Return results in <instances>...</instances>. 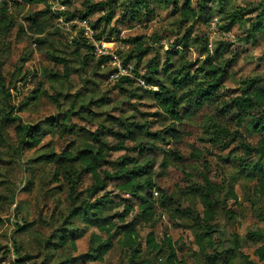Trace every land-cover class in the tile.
Returning a JSON list of instances; mask_svg holds the SVG:
<instances>
[{
  "label": "rangeland",
  "instance_id": "rangeland-1",
  "mask_svg": "<svg viewBox=\"0 0 264 264\" xmlns=\"http://www.w3.org/2000/svg\"><path fill=\"white\" fill-rule=\"evenodd\" d=\"M52 1L48 0V7L45 1L23 0V4H16L10 14L15 27L5 32L0 26V70L11 93V97L6 98L0 86V264H23L19 259L28 254L36 256L29 259L28 264H57L68 256H78L90 250V235L98 230L93 216L88 222L80 217L72 219L74 228H77L74 232L78 236L77 249L70 242L57 249L46 247V241L57 240L54 232L69 220L73 205L67 197L70 185L66 182L60 184L52 176L54 165L36 162L35 159L52 150L60 153L68 145L80 147L86 141L115 146L119 137L111 131H123L119 120L129 116L133 117L131 120L142 125L148 122V125L138 133L136 140L127 141V149L111 151L102 164L103 169L111 171L118 170L123 160L131 168H150L155 187L143 194L155 198L156 213L151 221L142 220L140 223L142 248L145 249L146 236L151 231L159 241L169 235L176 241L178 255L184 264H205L196 244V236L200 232L196 216L204 209L201 202L202 174L207 173L213 181L224 186L216 198L218 211L214 221L215 239L223 242L224 253L216 262L227 264L232 256L234 264H247L246 258L261 263L255 251L264 243V197L255 192V187L264 176V160L261 161L262 171L242 165L258 161L243 151L242 142L259 144L264 133L255 131L250 117L240 128V133H234L229 146L226 147V140L213 141V138H218L217 124L229 126L234 131L238 128L235 120H229L234 118L236 111H223L230 98L250 86L247 80L257 78V82L264 83V34H248L247 18L254 14L244 17L231 28L227 18V12L231 10L259 8L262 1L229 0L224 13L218 15L220 22L217 17L208 20L204 15L184 19L171 13V8L162 6L157 0H151L148 15H131L130 9L129 14H125L131 0H64L66 10H80V14L87 6H97L91 20L96 22L103 18L104 36L115 42V50L121 51L123 58L137 54L133 44L126 40L142 36L144 45L150 50L140 61L138 70L141 74L147 71L153 58L159 60V66L169 58L170 62L165 66L179 67L180 57L169 52L175 48L183 50L175 45V41L189 32L188 46L182 53L192 64L189 76L193 82L182 93L190 94L189 89L195 93L199 87H206L214 75L221 79V88L215 102H205L201 106L196 103V98L184 102L188 113L176 123L159 111L151 97L130 93L142 86L139 80L133 85L122 83L117 80V72L114 73L116 78L112 79L109 71L119 68L117 64L99 66L97 57L91 55L87 64H83L82 59L88 50L81 47L77 54V43H72L71 37L69 39L63 30L56 29L60 28V16H55L58 13L63 15L65 9L62 4L51 5ZM192 1L193 7L200 3V0ZM213 6L221 7L218 2ZM153 9L155 13L151 12ZM110 12H113V19L105 24L106 15ZM29 16H34L36 22L28 21ZM213 18L217 19L219 28V32L214 34L210 29ZM207 31L209 35L211 33V51L207 50L205 42ZM221 31L225 34L221 35ZM155 36L159 37L158 41H154ZM54 56L66 61L60 62ZM231 59L234 60L228 64ZM212 60L226 63L219 64V68L215 63L214 71H208L207 75L208 64ZM137 62L138 59L133 58L132 66ZM159 70L160 77H163L162 68ZM34 91L39 96L35 102L29 101L30 104L21 111H11V107L17 110L26 104ZM9 112L14 119L5 116ZM156 113L159 114L155 116ZM259 114L260 111H254V116ZM53 119V123L49 122ZM41 120L45 122L41 124L46 130L41 144L37 148L17 152L18 125H36ZM147 132H160L162 137L155 139ZM97 136L104 143H99ZM131 157L135 161H131ZM90 184L91 176L85 175L79 192ZM231 186H234L236 200L229 194ZM104 194L114 197V202L105 203L101 217L116 221L124 211V199L129 196L121 193L115 182H110L89 201L94 202V198ZM13 217H20L33 225L27 231H21ZM120 236L115 235L114 247L103 260L76 264H129L124 247L117 242ZM235 237L238 247H235Z\"/></svg>",
  "mask_w": 264,
  "mask_h": 264
},
{
  "label": "trees",
  "instance_id": "trees-1",
  "mask_svg": "<svg viewBox=\"0 0 264 264\" xmlns=\"http://www.w3.org/2000/svg\"><path fill=\"white\" fill-rule=\"evenodd\" d=\"M15 3L19 6L23 4V0H14ZM32 2H44L48 7V0H29ZM68 0H65V2ZM229 0H200V3L197 7H193L192 0H157L162 6L171 8V13L177 14L178 16L186 18H197L202 15L206 16L208 20L212 17H217L220 22L221 18L219 15L224 13V9L227 7ZM259 8H251L250 10H231L227 12V18L229 19V27H233L236 23L240 22L244 17H248L251 13L254 16H249L247 22L249 23V35L264 34V0H261ZM62 2L65 4L64 0ZM219 3L220 8H214L215 3ZM87 4V2H85ZM151 5V0H131L126 6L124 13L129 14V9L131 10V15H144L149 14L147 10ZM97 6H87V9L83 14L80 10H64L63 15L66 19H71L73 17H80L87 19L90 24L94 27L96 31V37L98 39H104L109 41L104 35L105 27L103 25V18H99L96 22H92L91 15L94 13ZM217 9V10H214ZM140 12V13H139ZM155 13V9L151 11ZM12 11H9L8 6L4 2H0V26H2L5 32H10L13 27H15V21L10 17ZM138 13V14H137ZM62 15L58 13V17ZM252 15V14H251ZM256 15V16H255ZM113 12H110L106 15L105 24L109 23L113 19ZM127 20V19H125ZM28 21L35 23L36 20L34 16H29ZM103 25V26H102ZM222 28L224 26L221 25ZM58 31L61 28L56 27ZM226 29V28H224ZM227 30V29H226ZM66 36L70 34L66 33ZM187 35H184L178 38L175 41V45L182 47L183 50L172 49L169 53L172 55H177L181 59V64L179 67L165 66L169 64L170 59L166 60L161 66L157 58H153L148 63L147 71L143 74L138 70L140 61L144 55L148 53L150 48L147 49V46L144 45L142 41V36H136L126 40L133 44L134 52L137 54H129L126 58H123L120 54L121 51L115 53L119 56L122 65L124 68L128 69L131 75H119L117 78L118 81L126 83L128 85H133V82L142 79L144 85L132 89L130 93L132 95H139V97L147 96L151 97L156 107L161 113L172 119L173 123L177 121H182L187 115L188 111L184 108V102H191L196 98V103L198 106L203 105L205 102H215L218 100V90L221 88V79L214 75L212 78H209L208 85L206 87H199L194 93L191 89L188 90L190 94H184L182 91L189 87L193 82L189 76V71L191 70L192 64L184 58L182 51L185 50L188 46ZM154 41H158L159 37L155 36ZM37 41V39H36ZM72 43L76 44V53H79L81 47H85L88 50V53L83 57L82 63L87 64V59L91 55L96 58L93 53V50L90 45H88L84 40L81 41L80 38H71ZM205 42L207 50L211 51L209 48L210 35L208 31L205 33ZM39 43V42H38ZM181 52V53H180ZM55 59L60 62H65L64 58H58L54 56ZM137 58L138 62L132 66V59ZM98 59L99 66L111 64L112 56L110 54L104 55ZM234 59L228 61V64H231ZM226 62H216L212 60L208 64V71H214L216 65ZM66 66V65H65ZM68 67V66H66ZM162 68L160 77V70ZM164 67V68H163ZM203 69V66L200 67ZM67 73L68 68L66 69ZM199 71V70H197ZM117 72V68L111 69L109 71V76ZM166 75V77H165ZM209 75V73L207 74ZM65 76H68L66 74ZM257 78L247 80V83L250 84L249 87L243 89V91L236 96L230 98L229 103L225 106L223 111H236L234 118L229 120H235L238 128L232 130L229 126H222L221 124L216 125V130L218 132L217 139L213 138V141L218 140L224 141L226 147L231 144V141L234 140V133L238 135L240 133V128H242L247 118H250L254 124L255 131L258 133H264V83L257 82ZM148 85V86H147ZM0 86L3 89V92L6 93V98L11 97L9 88L6 87V81L4 75L0 70ZM148 87L146 89L143 88ZM143 90L144 93L138 94L135 91ZM37 93L34 91L33 94L29 97L26 104H22L20 108L16 110L15 107H11V111H21L26 105L30 104L29 101L35 102L38 99ZM56 98V97H55ZM31 102V103H33ZM260 111L261 114L254 116V111ZM159 113L154 114L155 116ZM9 119H14L12 113H7ZM132 116L122 117L119 120L121 126L124 127V130H118L116 132L111 131L119 137V141L115 146H110L104 143V141L97 136L99 143L103 142L102 145H96L93 141H86L80 147L73 148V145H68L63 149L62 152L57 153L54 150L48 151L44 154L38 156L36 162H44L54 165L53 178L55 181L63 184L64 182L70 185V191L67 197L71 200L73 208L69 214V220L61 224L60 228H57L54 232L55 239L46 241V247L51 249H57L67 245L69 242L72 246L77 249L76 239L78 236H75V231L77 228H74L73 218L80 217L85 222L90 221V216L95 217L97 221V231H93L90 235V250L78 256H68L64 260L58 262L57 264H76L78 262H87L92 260H103L105 255L114 247L115 244V235L121 234L117 238V242L124 247L126 255L128 257L129 264H184V261L179 257L178 250L176 247V241L169 235L164 236V240L159 241L156 238V235L153 231L149 232L146 236V247L142 248V239L139 232V226L142 220L151 221L156 213V200L153 196L144 195V191L150 190L155 187L152 175L150 174V168H138V166L130 167L125 165L127 162L123 160L122 166L116 170L111 171L108 169H103L104 165L102 164L106 156L110 154L111 151H118L127 149L128 140H136L138 133L142 131L145 125H148V122H145L143 125L138 121L131 120ZM49 122L53 123L52 120ZM231 122V121H229ZM45 123L41 120L39 124L36 125H23L19 124L18 129V139L19 145L17 152H23L25 149L37 148L42 140L44 135H46V130L42 128V124ZM148 133V132H147ZM152 138L159 139L162 137L160 132L148 133ZM176 136V134H175ZM231 137V139H228ZM228 139V140H227ZM140 146L144 148L140 142ZM243 151L250 158H257L258 161L254 163L245 162L242 165L245 167L252 166L253 170L262 171L263 164L261 161L264 160V139L259 142V144L250 145L249 143L242 142ZM144 151V150H142ZM131 161H135L134 157H131ZM142 169V170H141ZM91 176V184L87 186L82 192H79V186L83 183L84 176ZM146 176L142 180V177ZM203 180V191L201 193V202L203 205V212L199 213L196 216V225L198 226L200 232L196 236V244L199 248V253L203 258L205 264H220L216 262V259L223 255L224 250H222L223 242L215 239V228L214 221L217 218L218 211V202L217 196L222 193L224 186L222 184L213 181L207 173L202 174ZM110 182H115L117 189L129 197L124 199V211L119 214L116 221L110 220L107 218L101 217V214L104 209L105 203L111 201L114 202V197L110 194H104L99 198H94V202L89 201L90 198L96 197L100 191L109 186ZM255 192L260 196L264 197V176L258 180L255 187ZM229 194L231 197L236 200L237 195L234 189V186H231L229 189ZM137 207V208H136ZM135 212L131 217L130 215ZM92 213V215H90ZM129 217H131L129 219ZM1 221V220H0ZM24 221V220H23ZM20 226L21 231H27L33 224L31 222H25L24 224H17ZM71 226V227H70ZM235 247H238L237 238H234ZM19 250L20 248L17 247ZM211 251L208 253V250ZM256 254L259 257L261 263H255L254 261L246 258L247 264H264V243L261 244L256 249ZM150 253L151 255H148ZM36 256L28 254L27 256L19 259V262L23 264H28L29 259H33ZM38 264V263H34ZM227 264H234L233 257L230 256L227 260Z\"/></svg>",
  "mask_w": 264,
  "mask_h": 264
},
{
  "label": "built area",
  "instance_id": "built-area-1",
  "mask_svg": "<svg viewBox=\"0 0 264 264\" xmlns=\"http://www.w3.org/2000/svg\"><path fill=\"white\" fill-rule=\"evenodd\" d=\"M0 1L7 4L9 11H13L16 8V3L14 0H0ZM55 4H62V8L64 7L67 8L66 4H64L62 0H53L51 5H55ZM58 22L61 30H63L67 34L69 33L71 38L74 37L81 38L88 45H90L94 55L97 58L110 54L112 56L111 64H117L119 66V68L117 67V73H116L117 77L119 75H131L129 70L122 66V62L119 56L115 53V42L106 41L104 39H98L95 35L96 31L94 27L90 24V22L87 19H83L78 16L73 17L71 19H66L65 17H63V15H60V17L58 18ZM210 29L212 34L219 32L216 18L212 19L210 23ZM224 34L225 33L221 31V35ZM210 42H212L211 33H210ZM127 72L129 74H126ZM111 76L112 79L116 78L114 76V73ZM138 80L141 82V84L143 85L145 84L142 79H138ZM12 219L17 224H21V225L24 224L23 219L20 217H16V218L13 217Z\"/></svg>",
  "mask_w": 264,
  "mask_h": 264
}]
</instances>
